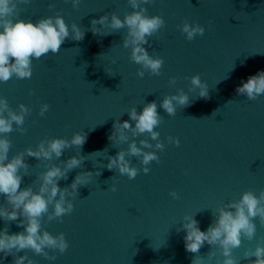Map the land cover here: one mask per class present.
Here are the masks:
<instances>
[{
	"label": "water",
	"instance_id": "obj_1",
	"mask_svg": "<svg viewBox=\"0 0 264 264\" xmlns=\"http://www.w3.org/2000/svg\"><path fill=\"white\" fill-rule=\"evenodd\" d=\"M0 264H264V0H0Z\"/></svg>",
	"mask_w": 264,
	"mask_h": 264
}]
</instances>
